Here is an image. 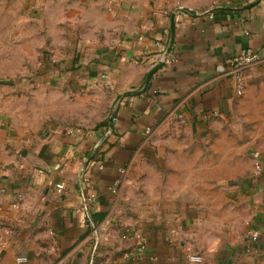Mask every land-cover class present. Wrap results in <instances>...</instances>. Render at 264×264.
<instances>
[{"label":"crops","instance_id":"1","mask_svg":"<svg viewBox=\"0 0 264 264\" xmlns=\"http://www.w3.org/2000/svg\"><path fill=\"white\" fill-rule=\"evenodd\" d=\"M246 50L264 0H0V264H264V64L241 97L227 74ZM89 98L93 127L45 118ZM243 123L246 167L217 135Z\"/></svg>","mask_w":264,"mask_h":264},{"label":"rangeland","instance_id":"2","mask_svg":"<svg viewBox=\"0 0 264 264\" xmlns=\"http://www.w3.org/2000/svg\"><path fill=\"white\" fill-rule=\"evenodd\" d=\"M258 73L262 74L261 71H258ZM260 87L261 86L259 83L252 84L251 92L253 93L254 96H256L254 93L259 92ZM72 100L73 101H71V105H69V103L68 102L65 103L63 99H57L55 103L56 104L55 111H53L54 110L53 109L51 113H48V115H46L45 118L47 120L54 119V120H57V122H66L67 125L68 123L69 125H71V123L76 124L74 123L73 119H70V121H68L69 115L70 113H73L75 111L79 112L80 110H82L84 113V121L82 122V124L84 126L93 127V124L98 119L106 116L107 112L109 111V107L108 108L105 107L106 102L104 100H99V98H91V99L89 98V99L83 100V102L77 101L75 99H72ZM43 102L44 104H42ZM47 103H48L47 99L46 100L41 99L40 108L45 107L44 114H46L48 111V109H46ZM23 104L26 109L25 111L30 112L32 109V101L27 100ZM50 114H52L51 117H49ZM25 119H27L28 121L27 120L26 121L29 122V124H31L32 126L41 125L37 121L36 117L35 116L33 117L31 113L28 116H25ZM43 119L44 117L42 116V114H40V122H43ZM237 128H240V124L238 126L235 125L234 129L230 131L229 133L228 132L224 133L220 131L217 133V135L220 134V136L224 137L223 139H226L228 143L231 141V145L239 146V147L241 146L240 151H237V152L241 160V166L246 167L247 163L250 165V162L252 161L251 150L255 146L254 143L256 141V137H255L256 133L254 131V126H252L250 123L249 124L243 123L242 129L244 130L241 132Z\"/></svg>","mask_w":264,"mask_h":264},{"label":"built area","instance_id":"3","mask_svg":"<svg viewBox=\"0 0 264 264\" xmlns=\"http://www.w3.org/2000/svg\"><path fill=\"white\" fill-rule=\"evenodd\" d=\"M264 64V56H262L261 54H259L258 52H254L252 50H246L243 51L242 53H240L239 55H237L234 59H232L229 62V67H228V72L227 74L231 77H233L236 81V91H237V95L238 96H243L244 91H245V82H244V76L246 71L256 65H262ZM262 157L259 153H257L255 155V174L256 175H260L263 171V164H262ZM99 168H103L102 166H100ZM122 180H117L115 183V192H117V189L120 188L121 184H122ZM63 185H58V189L61 191L63 190ZM22 199V196L21 198ZM95 198L91 197L89 198L86 203L85 206H83L82 208L78 209L77 211L80 213H84V216L90 220V214H89V205H91L94 202ZM98 237V234H96ZM252 238L254 240H256L258 238V234H253ZM189 260L190 262L193 263H202L204 262V259L202 256L200 255H195V256H189ZM26 259L25 258H20L18 259L19 263H23L25 262ZM234 264H240V263H234Z\"/></svg>","mask_w":264,"mask_h":264},{"label":"water","instance_id":"4","mask_svg":"<svg viewBox=\"0 0 264 264\" xmlns=\"http://www.w3.org/2000/svg\"><path fill=\"white\" fill-rule=\"evenodd\" d=\"M188 12H189V11H188ZM159 66H161V65H158V67H159ZM158 67H155L153 70H151V71H150V74H151V73L153 74V72H154L155 70H157ZM110 120H111V119H110Z\"/></svg>","mask_w":264,"mask_h":264}]
</instances>
